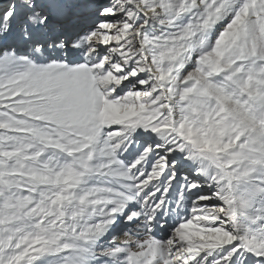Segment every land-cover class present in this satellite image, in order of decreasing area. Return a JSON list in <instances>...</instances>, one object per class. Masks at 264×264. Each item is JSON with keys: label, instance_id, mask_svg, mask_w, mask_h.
<instances>
[{"label": "snow or ice", "instance_id": "1", "mask_svg": "<svg viewBox=\"0 0 264 264\" xmlns=\"http://www.w3.org/2000/svg\"><path fill=\"white\" fill-rule=\"evenodd\" d=\"M0 264H264V0H0Z\"/></svg>", "mask_w": 264, "mask_h": 264}]
</instances>
